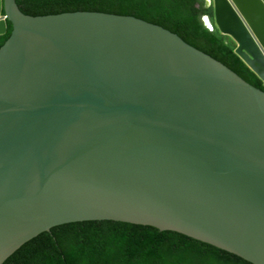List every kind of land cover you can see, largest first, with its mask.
I'll use <instances>...</instances> for the list:
<instances>
[{
	"label": "water",
	"instance_id": "obj_1",
	"mask_svg": "<svg viewBox=\"0 0 264 264\" xmlns=\"http://www.w3.org/2000/svg\"><path fill=\"white\" fill-rule=\"evenodd\" d=\"M264 84V0H204ZM0 264L62 225L174 231L264 264V92L154 24L0 0Z\"/></svg>",
	"mask_w": 264,
	"mask_h": 264
},
{
	"label": "trees",
	"instance_id": "obj_2",
	"mask_svg": "<svg viewBox=\"0 0 264 264\" xmlns=\"http://www.w3.org/2000/svg\"><path fill=\"white\" fill-rule=\"evenodd\" d=\"M33 16L99 12L130 16L162 27L219 61L264 92V84L235 54V44L207 28L213 20L204 0H17ZM12 23L0 35V48ZM4 264H253L235 254L174 231L115 221L72 223L53 228L23 245Z\"/></svg>",
	"mask_w": 264,
	"mask_h": 264
}]
</instances>
